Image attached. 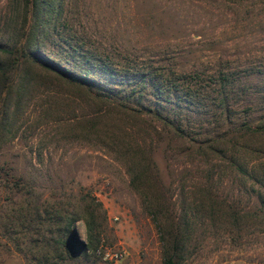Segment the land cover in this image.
I'll return each mask as SVG.
<instances>
[{
	"label": "rangeland",
	"instance_id": "rangeland-1",
	"mask_svg": "<svg viewBox=\"0 0 264 264\" xmlns=\"http://www.w3.org/2000/svg\"><path fill=\"white\" fill-rule=\"evenodd\" d=\"M35 18L28 0H0V49L22 53L0 74V264L60 263L54 244L44 247L45 230L59 211L80 215L91 199L101 204L100 241L61 264H162L157 231L130 186L128 143L149 155L151 180L174 212L182 201L190 208L182 264H264V132L239 139L246 126H264V0H60L33 42L44 59L112 85L126 107H164L195 139L226 137L207 182L213 203L196 188L208 166L190 162L185 141L143 130L154 117L117 115L131 139L107 127L113 114L99 132L85 131L99 107L22 56ZM11 61L0 51V64ZM189 86L192 104L182 95ZM231 155L259 180L236 175ZM73 225L86 243L83 221ZM97 251L123 257L104 262Z\"/></svg>",
	"mask_w": 264,
	"mask_h": 264
},
{
	"label": "trees",
	"instance_id": "trees-1",
	"mask_svg": "<svg viewBox=\"0 0 264 264\" xmlns=\"http://www.w3.org/2000/svg\"><path fill=\"white\" fill-rule=\"evenodd\" d=\"M30 6L36 11L35 26L29 31L26 53H23V57L26 62H29L31 65L42 67L44 71L54 74L55 77L62 83L69 86L75 87L76 89L85 93L87 98L99 109L95 113V116L86 120L84 123V128L86 132H89L91 135L99 132V124L103 118L111 117L115 115V118L112 117V123L107 125V127L113 132L121 130L124 136L131 139L133 132L127 130L123 127H120L117 115H126L129 119H141V115L147 114L154 117L155 125L149 124L147 127H143L148 133L153 132L156 140L160 139L162 135L171 136V139H176L179 141H185L189 144L188 149H185L187 155L192 157L191 163L195 159L202 158L203 164L207 169L203 170L202 174L203 181L205 184L198 186L197 191L202 194L207 202L213 203L212 191L209 188L207 182H211L214 178V163L213 160L216 158H221L225 151H222L218 145L219 142H222L226 137H217L215 139L208 140H199L193 137L191 131L184 129L181 119H174L170 117V114H163V111L166 110L164 107H144V112L139 109H134L132 107H126L124 100L122 101L118 95L114 94L113 86H109L99 80H95L90 77V70H87L84 75H76L69 69L59 66L51 62L49 59H44L40 53L35 50L34 43L38 35L39 28L38 23H40L44 17V14L48 11L57 7L60 3V0H28ZM2 53L7 54L9 57H12V64H0V74H4L9 66L15 67L20 64V56L22 54L20 51H9L6 49H0ZM41 68V69H42ZM110 83V82H108ZM168 93L173 94L179 92V89L174 85L170 84L168 81ZM192 87H186L182 89V95L186 98H190L193 93ZM11 90V89H10ZM159 92L160 89L158 88ZM134 91L128 95L127 100L131 99V96ZM192 104L191 101L186 99L185 103ZM163 110V111H162ZM167 112V111H166ZM112 115V116H113ZM83 127V126H82ZM102 127H105L103 125ZM247 128L239 135V139L242 138H251L256 135L264 132V126H256L252 128L251 126H246ZM131 132V133H130ZM114 137V136H113ZM137 143L132 145L131 143L125 144L126 153V170L130 175V186L142 197V206L145 212L150 216L152 223L157 231L159 242L161 244L162 250V264H182L185 254L187 252L189 239H190V230L193 226V219L189 214L190 208L185 206V201H182L178 204V210L174 212V209L171 207L172 204L162 196V191L154 185L151 171L154 170L149 155L147 156L145 152L141 151V146ZM235 147V146H234ZM133 148V149H132ZM136 149V151H134ZM134 151V152H133ZM129 157V158H128ZM242 159L239 156L227 158L230 166L234 169L236 175L240 178H250L256 179L257 177L246 169V166ZM210 165V166H209ZM199 171V170H198ZM198 171L195 173V176H190L191 182H194ZM194 177V178H193ZM257 181L259 179H256ZM255 181V180H254ZM260 182V181H259ZM93 199L90 202H85L84 208L80 215L76 213H69L68 210L59 211L58 221L56 222L55 228L46 229L45 246L49 245V242H52L57 251V259L60 263H51V264H61L70 260L69 255L85 252L86 250L92 249L100 241V226L98 225V211L101 209V204L93 203ZM262 203V202H260ZM263 204V203H262ZM58 214V212H57ZM76 220L83 221L86 230L87 242L84 243V247L80 250H73L70 247V235L73 232V222ZM49 236V237H47ZM49 247V246H48Z\"/></svg>",
	"mask_w": 264,
	"mask_h": 264
},
{
	"label": "built area",
	"instance_id": "built-area-1",
	"mask_svg": "<svg viewBox=\"0 0 264 264\" xmlns=\"http://www.w3.org/2000/svg\"><path fill=\"white\" fill-rule=\"evenodd\" d=\"M99 252V255L101 256V259L104 262H116L119 261L123 255L120 252H110V251H104V252H100L97 251V253Z\"/></svg>",
	"mask_w": 264,
	"mask_h": 264
},
{
	"label": "water",
	"instance_id": "water-1",
	"mask_svg": "<svg viewBox=\"0 0 264 264\" xmlns=\"http://www.w3.org/2000/svg\"><path fill=\"white\" fill-rule=\"evenodd\" d=\"M73 229L74 230L71 233L70 238H69V241H70L69 245H70L71 249L78 251V250L82 249V247H84V242L79 239L78 234L76 232V229L75 228H73Z\"/></svg>",
	"mask_w": 264,
	"mask_h": 264
}]
</instances>
